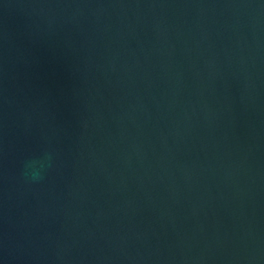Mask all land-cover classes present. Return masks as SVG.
<instances>
[{"label": "water", "instance_id": "1", "mask_svg": "<svg viewBox=\"0 0 264 264\" xmlns=\"http://www.w3.org/2000/svg\"><path fill=\"white\" fill-rule=\"evenodd\" d=\"M0 264H264V0H0Z\"/></svg>", "mask_w": 264, "mask_h": 264}]
</instances>
